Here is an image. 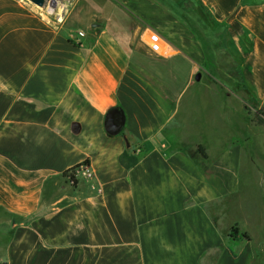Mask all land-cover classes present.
Here are the masks:
<instances>
[{
  "label": "crops",
  "instance_id": "1",
  "mask_svg": "<svg viewBox=\"0 0 264 264\" xmlns=\"http://www.w3.org/2000/svg\"><path fill=\"white\" fill-rule=\"evenodd\" d=\"M106 1L80 45L0 0V264H255L264 127L225 86L264 108V0Z\"/></svg>",
  "mask_w": 264,
  "mask_h": 264
},
{
  "label": "rangeland",
  "instance_id": "2",
  "mask_svg": "<svg viewBox=\"0 0 264 264\" xmlns=\"http://www.w3.org/2000/svg\"><path fill=\"white\" fill-rule=\"evenodd\" d=\"M27 1L29 2V0ZM108 2L109 1L106 0H50L49 4L45 8H39L35 5L34 6L52 24L58 26L59 28L62 26L64 29L72 32V34H75L79 30H83L84 32L90 31L91 27L83 26L84 22H90V15L96 19L97 5L104 6L105 8V4H107V6L109 4ZM29 3L32 4L31 2ZM91 9L93 10L91 11ZM139 24H141V22L137 18H133L132 21L128 22L127 24L128 32L131 34L135 33V35H137L138 33L133 32V29ZM235 79L236 80L233 83L234 86H225L227 99L231 100L236 107L242 106L243 110H246L249 116L252 118L253 123H255L257 126L264 127V125L258 124L256 122V110L253 108L256 106V103L250 98L249 94L246 93L239 79ZM226 142H222L221 146L217 148H225ZM218 145L219 143L217 146ZM258 189L259 190H255L251 187H248L244 193L246 197L244 200H252L253 198H257V200H264V180L261 181V185L258 186ZM227 200L239 199L231 198ZM257 256L258 258L255 264H264V253H259Z\"/></svg>",
  "mask_w": 264,
  "mask_h": 264
},
{
  "label": "built area",
  "instance_id": "3",
  "mask_svg": "<svg viewBox=\"0 0 264 264\" xmlns=\"http://www.w3.org/2000/svg\"><path fill=\"white\" fill-rule=\"evenodd\" d=\"M85 32L77 31L73 38L78 42V44L82 45L81 40L85 37ZM144 44L152 49L153 51L159 53L165 49L166 43L164 40L155 33H149L143 38ZM83 174L84 179H88L91 177V173L88 167V163L81 164L71 170H69L66 174L68 180L73 184L76 185L79 180V175Z\"/></svg>",
  "mask_w": 264,
  "mask_h": 264
},
{
  "label": "water",
  "instance_id": "4",
  "mask_svg": "<svg viewBox=\"0 0 264 264\" xmlns=\"http://www.w3.org/2000/svg\"><path fill=\"white\" fill-rule=\"evenodd\" d=\"M33 5L39 8H45L50 0H29ZM200 74L197 79L200 80ZM124 125V117L119 109H113L109 112L106 119V129L111 134L119 133Z\"/></svg>",
  "mask_w": 264,
  "mask_h": 264
},
{
  "label": "trees",
  "instance_id": "5",
  "mask_svg": "<svg viewBox=\"0 0 264 264\" xmlns=\"http://www.w3.org/2000/svg\"><path fill=\"white\" fill-rule=\"evenodd\" d=\"M253 108L256 110V122L258 124L264 125V108L259 107L257 104ZM200 152L204 157L206 156L202 149H200ZM120 162L124 167L130 168L137 163V159L134 157L132 158L129 154L125 153L121 156ZM234 233H237V230L233 228L231 232V237L234 236Z\"/></svg>",
  "mask_w": 264,
  "mask_h": 264
},
{
  "label": "bare ground",
  "instance_id": "6",
  "mask_svg": "<svg viewBox=\"0 0 264 264\" xmlns=\"http://www.w3.org/2000/svg\"><path fill=\"white\" fill-rule=\"evenodd\" d=\"M53 1H55V0H53Z\"/></svg>",
  "mask_w": 264,
  "mask_h": 264
}]
</instances>
